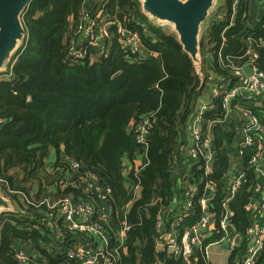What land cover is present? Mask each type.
Wrapping results in <instances>:
<instances>
[{"label":"trees","instance_id":"1","mask_svg":"<svg viewBox=\"0 0 264 264\" xmlns=\"http://www.w3.org/2000/svg\"><path fill=\"white\" fill-rule=\"evenodd\" d=\"M219 2L202 27L200 71L176 33L150 20L138 0L31 2L23 15L26 38L0 73V188L14 204V212L0 215V264H19L20 246L51 264L62 259L45 223L51 212L28 201L40 203L56 190L69 161L112 188L111 214L127 212L130 229L116 264H160L156 221L162 207L172 208L189 162L187 126L201 102L214 100L216 88L231 91L245 81L221 61L242 67L245 60L239 58L251 48L264 72V11L257 16L264 0ZM85 17L115 24L107 40L110 47L106 40L87 45V56L78 60L70 56V43L79 39L77 28ZM119 26L138 35V52L135 46L123 45ZM215 101L219 109L206 113L207 118L223 116L221 99ZM144 120L154 122L146 148L135 141L136 127ZM212 130L218 151L212 177L219 187V209L227 195L222 180L230 163V152L222 147L232 144L239 131L238 124L215 125ZM171 172L179 174L175 187ZM249 194L248 187L243 188L232 203L238 234L244 237ZM155 200L160 201L156 206ZM112 218L115 238L119 225ZM198 219L196 208L183 228ZM247 249L248 240L228 264L246 262ZM166 252L165 264H183ZM255 264H264V248Z\"/></svg>","mask_w":264,"mask_h":264},{"label":"built area","instance_id":"2","mask_svg":"<svg viewBox=\"0 0 264 264\" xmlns=\"http://www.w3.org/2000/svg\"><path fill=\"white\" fill-rule=\"evenodd\" d=\"M97 19H84L78 26L79 39L74 37L70 43L72 58L84 59L87 56V45L97 46L99 40L104 39L106 32L99 29ZM127 31L122 26L118 27V33L124 38L123 45L135 46L134 51L138 52V35L129 31L130 36L127 38ZM239 59L245 60L242 67L233 65L229 59L226 64L221 62L224 68L244 76L245 81L231 91L216 88L214 100L199 104L196 115L187 126L189 162L182 173V182L177 195L172 198V208L162 207L158 212L156 225L159 245L167 247L183 264H198V251L208 257L210 247H218L227 242H231L228 250L234 252L233 241L237 229L232 203L243 188L254 190L258 199L264 201V121L259 111L264 103V72L260 69L258 54L251 48ZM247 66L252 69L251 77H246L243 72ZM216 98L221 99L220 110L223 116L207 118L206 113L219 109ZM230 123L238 124L236 153L229 156L230 163L222 180L227 195L217 209L215 202L219 187L212 177L217 161L212 129L215 125L223 128ZM153 124L151 120H144L137 125L135 141L138 145L144 148L148 146L147 136ZM142 166L143 162L140 163ZM66 169L64 180L57 184V189L48 197L37 204L28 201V204L37 208L46 206L51 212L45 223L54 251L62 255L57 264H116L121 241L130 229L126 222L127 212H109L114 202L112 188L105 185L96 174L75 161H69ZM139 191L140 186L136 185L135 194L138 195ZM251 200L245 207L249 216L248 257L245 264H255L256 254L264 248V226L257 220L263 213L264 203L259 205ZM158 202L155 200L152 205L156 206ZM130 205H127V209ZM196 208L199 212L198 221L183 228L189 214ZM113 216L118 217L119 225L115 238L111 237L110 231H114L111 224ZM210 238L214 240L209 242ZM16 259L19 264H51L42 257L29 254L22 246L17 250Z\"/></svg>","mask_w":264,"mask_h":264},{"label":"water","instance_id":"3","mask_svg":"<svg viewBox=\"0 0 264 264\" xmlns=\"http://www.w3.org/2000/svg\"><path fill=\"white\" fill-rule=\"evenodd\" d=\"M33 0H0V73L12 59L26 38L23 15ZM142 11L148 18L161 26L171 25L186 54L200 71L203 66L201 56V33L203 24L208 20L217 0H138ZM130 33L125 32V37ZM246 77H251L252 69H243ZM178 173L171 172L170 182L176 186ZM14 212L13 203L6 198L0 188V215ZM240 236L236 242L239 243ZM261 255L258 252L257 259ZM159 263L165 264L167 252L158 246Z\"/></svg>","mask_w":264,"mask_h":264},{"label":"crops","instance_id":"4","mask_svg":"<svg viewBox=\"0 0 264 264\" xmlns=\"http://www.w3.org/2000/svg\"><path fill=\"white\" fill-rule=\"evenodd\" d=\"M260 10H262L261 7L259 9H257V11H260ZM260 14L261 13H259V15H257V16H260ZM111 26L112 25H109L108 27H106L104 24H102V23L100 24L99 23V29L102 28V29L105 30V32L107 31L106 32V34H107L106 37L103 40L100 39L99 40L100 42L101 41H105V40L106 41L107 40L108 41H111V39H110V37H112V34L110 33V27ZM108 41L106 42L107 45H109V43H111V42L108 43ZM109 47H110V45H109ZM259 111H260L261 118L264 121V103H263L262 107L259 109ZM231 125H234V124L230 123V127H231ZM214 137L216 138V136H214ZM236 141L237 140L234 139V141H233L232 144H230V143H224V145L222 147V150H224V149L228 150L230 152V155L233 154V153H236V148H235ZM215 149H216V156H217V159H218V151H217V148L216 147H215ZM249 180H250V176H249ZM248 192L250 193L249 196H248V202L252 199L251 202H256L259 205L264 203V201L261 198L258 199V195L256 194V192L254 190L248 189ZM50 194L51 193H49V195ZM48 196H46V197H48ZM115 214H118V213L115 212ZM246 215H248V214H246ZM115 217L118 220V217L117 216H115ZM257 220H259V223L264 226V210H263V213L258 217ZM235 225H236V223H235ZM236 229H238V228L236 227ZM237 236H240L239 243L236 242ZM212 239L213 238H210L208 241H210ZM246 240H247V234H246V237L241 236L240 234H238V230H237V234L235 235V238H234V241H233L234 244H235V250H234V252H230L228 250L230 248V246H231V242L224 243L222 245H219L218 247L217 246H212V247H210V249L208 251V257H206L205 254L202 253L201 251H198V253H197V256H198V264H199V261L200 260L204 264H228L229 263L230 256L235 253L237 247H242L243 244H244V242ZM168 252H171V251L168 249ZM237 264H242V263L239 262ZM243 264H245V262Z\"/></svg>","mask_w":264,"mask_h":264},{"label":"rangeland","instance_id":"5","mask_svg":"<svg viewBox=\"0 0 264 264\" xmlns=\"http://www.w3.org/2000/svg\"><path fill=\"white\" fill-rule=\"evenodd\" d=\"M219 3H220L219 0H217V2H216V4H215V7H214L213 10H215V9L218 7ZM263 11H264V10H260V12H261V16L263 15ZM101 15H102V13H99L97 17H100ZM84 19H85V20H88L86 17H85ZM111 23H112V22H110V23L107 22V23H105V24H106V26L108 27L109 25H111ZM105 24H104V25H105ZM114 24H115V23H112V25H114ZM157 24H158V23H157ZM158 25H159V24H158ZM164 27H166V28L169 29V30H173V31H174V27L171 26V25H167V26L165 25ZM117 31H118V30H117ZM106 32H107V31H106ZM174 32H175V31H174ZM118 34H119V33H118ZM106 35H107V34H105V37H106ZM105 37H104V38H105ZM144 58H145V57H144ZM197 69H198V68H197ZM54 157H55V155L53 156V158H54ZM143 160H144V158L141 157V158L138 159V162L141 163V162H143ZM186 186H188V185H186ZM140 193H141V192L139 191V192H138V195H137V198L140 196ZM4 196H5V195H4ZM11 202H12V201H11ZM12 203H13V202H12ZM13 205H14V204H13ZM163 250L166 252L167 247H165V248L163 247ZM257 259H258V258H257ZM257 259H256V261H257Z\"/></svg>","mask_w":264,"mask_h":264},{"label":"flooded vegetation","instance_id":"6","mask_svg":"<svg viewBox=\"0 0 264 264\" xmlns=\"http://www.w3.org/2000/svg\"><path fill=\"white\" fill-rule=\"evenodd\" d=\"M127 32H129V31H127Z\"/></svg>","mask_w":264,"mask_h":264}]
</instances>
